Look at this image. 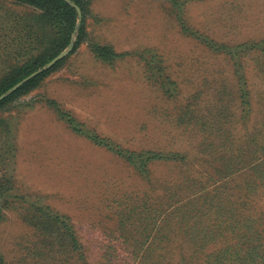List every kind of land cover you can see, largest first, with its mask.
Segmentation results:
<instances>
[{
	"label": "rangeland",
	"instance_id": "1",
	"mask_svg": "<svg viewBox=\"0 0 264 264\" xmlns=\"http://www.w3.org/2000/svg\"><path fill=\"white\" fill-rule=\"evenodd\" d=\"M84 4L88 13L81 46L38 88L0 111L10 124L13 144L0 172L7 171L12 194L19 195L1 197L0 205L28 202L50 215L67 217L85 247L87 263L107 264L105 253L110 245L118 246L121 235L116 231L117 213L131 200L146 195L158 199L178 189L185 171L179 174L173 164L158 163L151 167L150 179L143 178L119 151L186 154L196 169L210 168L200 145L205 134L185 126L194 111L214 116L218 112L222 121L236 122L241 101L232 96L245 89L238 81L243 74L255 108L264 106V47L230 54L220 48L264 43V0ZM95 45L111 48L119 58L106 63L95 53ZM4 58L0 52V78L9 72ZM61 113L115 150L77 134ZM254 119L262 120L257 115ZM238 130L236 137L244 133ZM260 204L264 206V199ZM3 212L0 249L11 260L18 256L15 244L30 231L14 209ZM170 249L174 251L168 264L190 258L186 245ZM117 260L127 262L123 256Z\"/></svg>",
	"mask_w": 264,
	"mask_h": 264
},
{
	"label": "trees",
	"instance_id": "2",
	"mask_svg": "<svg viewBox=\"0 0 264 264\" xmlns=\"http://www.w3.org/2000/svg\"><path fill=\"white\" fill-rule=\"evenodd\" d=\"M6 1L15 7L0 2V52L5 54L4 62L9 68L0 78V96L60 55L74 35L72 51L76 52L85 39L88 13L84 0ZM72 3L83 12L80 22ZM263 44L220 48L230 54L237 49L263 50ZM94 47L98 57L108 64L119 58L111 48ZM60 63L4 99L0 111L38 88ZM238 81L245 89L232 94L241 101V115L236 122L222 121L224 117L220 119L218 112L214 116V112L200 115L195 111L185 122L186 127L205 134V138L200 136V145L209 156L210 168L202 165L196 169L186 154L118 150L143 178L150 179V169L158 163L173 164L179 174L181 169L185 171L178 178V189L158 199H148L146 195L142 200H131L123 213H117L116 231L121 235L118 246L110 245L105 253L107 264H117L122 256L125 264H168L174 244L190 249V258H184L183 264H264V206L260 204L264 199V106L255 108L257 103L245 74ZM256 115L262 120L256 121ZM61 116L77 134L115 150L116 146L107 140L88 135L69 115ZM238 129L244 133L236 137ZM12 149L10 124L0 116V165L7 163ZM13 189L7 171H1L0 198L18 199ZM9 202L0 205V224L6 221L3 211L14 209L30 233L15 244L16 258L8 259L0 249V264H88L85 247L67 217L50 215L33 203Z\"/></svg>",
	"mask_w": 264,
	"mask_h": 264
},
{
	"label": "water",
	"instance_id": "3",
	"mask_svg": "<svg viewBox=\"0 0 264 264\" xmlns=\"http://www.w3.org/2000/svg\"><path fill=\"white\" fill-rule=\"evenodd\" d=\"M72 5L76 8L77 13L79 15V22L81 21L82 18V11L81 9L74 3H72ZM76 39V35L73 36L72 42L69 45V47L62 52L60 55H58L55 59H53L49 64H47L44 68L39 69L38 71H36L35 73H33L32 75H30L29 77L25 78L23 81H21L20 83H18L17 85H15L10 91H8L7 93L3 94L0 96V103L6 99L9 95L13 94L14 92H16L17 90H19L22 86H24L25 84H27L29 81H31L33 78L37 77L38 75L42 74L43 72L53 68L57 63H59L61 60H63L73 49L74 46V42Z\"/></svg>",
	"mask_w": 264,
	"mask_h": 264
}]
</instances>
